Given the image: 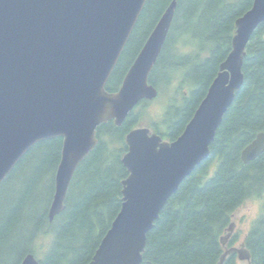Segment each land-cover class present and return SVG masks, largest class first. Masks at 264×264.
Here are the masks:
<instances>
[{
	"label": "trees",
	"instance_id": "1",
	"mask_svg": "<svg viewBox=\"0 0 264 264\" xmlns=\"http://www.w3.org/2000/svg\"><path fill=\"white\" fill-rule=\"evenodd\" d=\"M176 1L170 30L148 75L158 91L155 99L165 97L161 114L149 126L169 141L182 132L204 97L231 49L235 20L253 0ZM169 2L146 0L106 82L108 92L119 89ZM242 73L243 83L223 115L208 157L165 202L146 235L140 264H217L237 235L224 245L220 238L234 211L248 199L262 203L243 240L247 264H264V151L247 163L240 158L241 150L264 131V22L245 47ZM150 102H139L120 126L108 121L96 128L97 144L74 171L64 208L52 221L47 215L62 138L41 140L23 154L0 183V264H20L26 254L35 255L43 238L39 264L90 262L121 206L122 181L128 176L121 162L125 136L139 126ZM236 260L231 252L222 264Z\"/></svg>",
	"mask_w": 264,
	"mask_h": 264
},
{
	"label": "water",
	"instance_id": "2",
	"mask_svg": "<svg viewBox=\"0 0 264 264\" xmlns=\"http://www.w3.org/2000/svg\"><path fill=\"white\" fill-rule=\"evenodd\" d=\"M146 0H0V183L35 143L62 138L55 189L48 210L52 221L64 208L74 171L97 144L96 128L120 126L142 100L157 96L148 75L168 33L176 0L155 23L118 90L106 82ZM264 22V0H253L234 23L231 49L182 132L165 140L145 126L125 136L121 158L128 171L121 206L88 264H140L146 235L167 199L209 146L223 115L243 83L245 47ZM264 151V131L241 150L247 163ZM234 223L220 242L224 245ZM248 260L244 243L224 250ZM20 264H39L33 253Z\"/></svg>",
	"mask_w": 264,
	"mask_h": 264
},
{
	"label": "rangeland",
	"instance_id": "3",
	"mask_svg": "<svg viewBox=\"0 0 264 264\" xmlns=\"http://www.w3.org/2000/svg\"><path fill=\"white\" fill-rule=\"evenodd\" d=\"M164 98L165 97L163 96L151 100V102L143 109V118L141 119L139 126L148 127L151 130L149 124H151V121L156 120L161 114L163 108L162 100ZM136 110H140V108H136ZM261 203V199H248L234 211L231 221L234 223L232 234L235 233L237 235V241L233 246L239 248L241 243H243L244 237L249 231L252 222L259 214ZM44 246L45 238L37 242L35 256L38 259L42 257ZM236 262L237 264H247L246 260H236Z\"/></svg>",
	"mask_w": 264,
	"mask_h": 264
},
{
	"label": "bare ground",
	"instance_id": "4",
	"mask_svg": "<svg viewBox=\"0 0 264 264\" xmlns=\"http://www.w3.org/2000/svg\"><path fill=\"white\" fill-rule=\"evenodd\" d=\"M176 2H177V1H176ZM172 21H173V20H172ZM172 21H171V22H172ZM173 26H174V25H173ZM169 30H170V29H169ZM224 42H225V41H224ZM157 71H158V70H157ZM33 151H34V150H33ZM34 158H35V157H34ZM83 163H84V162H83ZM79 166H80V165H79ZM26 168H27V167H26ZM26 168H25V169H26ZM77 185H78V184H77ZM19 190H20V189H19ZM82 190H83V189H82ZM33 194H34V193H33ZM14 195H16V194H14ZM47 197H48V196H47ZM47 199H48V198H47ZM4 201H5V200H4ZM37 201H38V200H37ZM49 201H50V200H49ZM4 212H5V211H4ZM27 232H28V231H27Z\"/></svg>",
	"mask_w": 264,
	"mask_h": 264
}]
</instances>
